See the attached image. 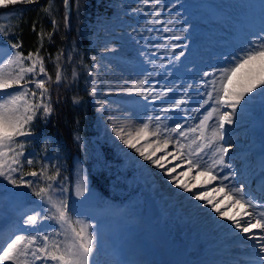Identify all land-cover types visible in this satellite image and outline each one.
<instances>
[{
	"label": "rangeland",
	"instance_id": "1",
	"mask_svg": "<svg viewBox=\"0 0 264 264\" xmlns=\"http://www.w3.org/2000/svg\"><path fill=\"white\" fill-rule=\"evenodd\" d=\"M94 1L98 5L103 2V8L95 7L91 13L88 12L79 30L80 35L89 41L88 49L67 48L60 68L62 80L88 95L83 99L73 97L79 102L74 103L73 98L71 102L77 108L92 105L94 116L89 123L96 138L86 139L77 134L82 154L76 159L71 177L66 178L59 176L62 161L59 164V161H52L49 153L34 162L32 135L17 138L18 143L23 141L25 154L21 157V171L13 173V177L17 181L23 177L33 183L31 186L14 185L0 177V242L6 247L17 235L38 238L51 235L58 241L65 239L61 233L67 225L46 219L51 214V204L47 200L40 208L28 205V201L33 199V192L47 187L49 181L46 177L56 174L57 179L51 182L55 189L50 193L52 199L66 201L72 227L78 229L79 222L93 226L90 231L95 234L96 244L89 264H173L175 261L178 264H261L264 253L254 246V241L233 244L230 251L237 253L240 261L217 262L221 254L218 249L224 243H218L217 235H211L210 223L194 216L190 207L186 209L189 214L183 211L181 205L184 201L178 202L175 194L168 192L178 185L172 183L171 178L164 177L162 169L124 144L116 135V130L123 129L126 139L131 133L133 142L146 155H152L156 151L155 146H163L160 155H170L169 158L177 156L178 160L172 166H183L181 173H185L177 177L179 181L185 177H189L190 180L186 179L188 183L210 179L204 169L220 158L219 153L214 155L215 147L228 148L231 145L232 148H228L231 151L244 152L238 157L239 173L258 172L255 165L259 161H256L255 151L259 147L264 148V94L259 89L248 94L246 100L237 106L233 123L225 124L224 135H229L230 146L223 145V139L219 138L212 141L213 146H209L213 129L218 124V114L207 122L203 141L198 139L200 129L197 126L213 108L219 107L221 113L231 111L227 106L213 102L214 88L219 87L223 69L234 67L239 57L254 49L261 50L264 45V0ZM22 4L18 2L0 13V64L12 55L9 41L17 43L14 31L23 12ZM52 6L53 2L50 11ZM5 7L0 6V9ZM68 12L70 17L71 10L68 9ZM259 63L254 62L257 67ZM27 66H30V61L25 62ZM36 71H39L38 67ZM205 73L208 75L205 76ZM242 76L243 70L233 77L232 84L225 80V87L232 90ZM25 79L31 81L32 74H26ZM141 80L142 85L128 91ZM27 86L36 92V97L29 94V98L33 102L38 101L39 92L35 85L29 82ZM93 86L95 95H90ZM19 88V85H14L6 91L12 93ZM161 92L166 94L161 96ZM209 92H213L212 99L208 98ZM221 95H224L223 92ZM181 99L183 103L179 108H169ZM205 100L209 102L205 104ZM48 116L45 117L41 109L37 111L36 118L46 119ZM146 122L149 123V131H157L159 125L160 135L144 139L137 137V130ZM177 124L181 125L180 130L186 132L185 137L170 132ZM189 128H197V131L187 132ZM166 137L171 140L167 148L164 147ZM201 143L205 147L197 153ZM181 145L184 146L182 149ZM106 148L111 156L103 152ZM181 151L183 158L179 156ZM246 151H250L249 156ZM63 158L65 161L66 156ZM29 159L33 160V164L27 163ZM189 160H198L200 171L189 169ZM224 165L235 169V165L229 164L227 159H224ZM224 165L212 168V174L217 179L203 189L199 188L196 193L214 190L217 195H214L213 204H219L220 211L232 216V210L241 204H235L226 197L227 189L220 192L221 185L241 189L239 195L245 200L251 199L243 191L246 186L243 179L238 178V170H234L237 187L233 188L234 177ZM44 166H47L44 176L25 175L32 171L40 172ZM92 174L100 184L94 190L91 188ZM221 177L228 179L222 180ZM81 190L83 194L78 195ZM212 194L207 199H211ZM147 197L153 199L161 212L156 220L145 217L144 202ZM252 205V209L246 207L245 211L256 213L251 219L255 223L260 218L259 213L264 212V198ZM51 210L54 212V209ZM36 213L42 218L38 224L25 225L27 216ZM210 216L224 224L229 222L215 211ZM253 234L259 235L257 232ZM233 238L225 241L230 243ZM42 246V243L33 245ZM35 264L42 262L36 261ZM43 264L52 262L49 259Z\"/></svg>",
	"mask_w": 264,
	"mask_h": 264
},
{
	"label": "snow or ice",
	"instance_id": "2",
	"mask_svg": "<svg viewBox=\"0 0 264 264\" xmlns=\"http://www.w3.org/2000/svg\"><path fill=\"white\" fill-rule=\"evenodd\" d=\"M18 2L36 3L38 0H0V6H7L9 4L15 5ZM63 2L65 6L64 22L65 26H67L69 19V0H63ZM50 8L51 0H49V6L44 8L43 11L50 14ZM155 14L156 13H154V15ZM52 25L53 31H55L57 26V21L55 19L52 20ZM33 30H35V25H33ZM4 35L6 36L7 33H4ZM47 37L51 40L52 32L47 33ZM9 44L12 50V55L0 64V177H3L14 185L22 184L31 186L33 183L31 180H24L23 177H21V179L17 181L13 177V173L21 171V157L25 154V145L23 141L18 143L17 138H27L32 135L31 124L36 118L38 110L42 109V114L45 117L53 111L51 102L48 99V82L42 78L43 76H47L48 73L45 68L44 58L40 55L39 47L35 52L29 51L28 55L25 56L19 51L22 46L20 42L11 43V41H9ZM42 44L43 36L41 35V46ZM102 51H107V49H102ZM180 55H183V53ZM59 58L60 54L57 56L58 61ZM177 59H179V57H177ZM93 60H95V57H93ZM26 61H30V66L25 67ZM256 61L260 62L258 67L254 64ZM37 67L39 69L38 72L36 71ZM242 70L243 76L237 80L233 89L229 90L226 88L225 80L227 83L232 84L233 77H236ZM26 74H32L33 79L27 81L25 79ZM73 75H75V73ZM207 75L208 73H205V76ZM55 79L57 83L62 79V71L59 63L57 64ZM29 82L33 83L36 90L39 92V100L36 102H33V100L29 98V94H31V97H36V92L29 89L27 86ZM142 84L143 80L138 81L136 84H133L128 91H134L137 89L138 85ZM14 85H19L20 88L15 89L12 93L6 91L13 88ZM257 89L264 94V45L261 46V50L254 49L246 55L239 57L235 62L234 67L222 70L219 87L214 88L215 99L213 102L222 106H227L231 111L221 113L220 108L216 107L207 112L197 126V128L200 129V137H198V139L201 141L204 140V129L208 126L207 122L213 117V115L217 114L218 124L213 129L212 138L209 140V146H213L212 141L217 138L223 139L225 124L230 125L233 123V115L237 110V106L241 104V101L246 100L248 94H253ZM221 92H223V96L221 95ZM89 94L95 95V86H93ZM165 94V92L160 93L161 96H164ZM208 98H213V92L208 93ZM73 102L78 103V98H73ZM208 102L209 100L204 101L205 104ZM181 103H183V99L171 104L169 108H179ZM163 111H168V109H164ZM197 128H189L187 129V132L194 133L197 131ZM180 129L181 125L177 124L176 127L170 129V132L178 133L180 137H185L186 132ZM122 131L123 129H117L116 135L124 144L130 148H134L144 160L151 162L158 168H164V164L161 163V160L152 158L154 153L152 155H146L145 151L140 147H137V144L133 142L131 133H129V138L126 139L122 134ZM158 135H160L159 125H157V131H149V123L147 122L142 124L136 132V136L140 139H144L148 136L155 137ZM170 142L171 140L166 137L164 147L167 148ZM183 147L184 146L181 145V149ZM204 147L205 145L201 143L196 149V152H201ZM227 152V148L215 147L214 155L219 153L220 158L214 160L212 165H209L204 169V173L210 177V179L204 181L205 184L217 179V176L212 174V168L216 165H224V155H226ZM179 156L183 158V151L179 153ZM176 158V156H173V159ZM27 163L31 165L33 164V160L29 159ZM224 166L226 167L227 165ZM188 167L189 169L194 168L197 169V171H200L201 165L198 160H189ZM173 171L174 169L168 168L166 170V175H170ZM46 172L47 166H44L40 172L32 171L25 175L37 177L44 176ZM184 174L185 173H181V175ZM46 179L49 181L47 187L40 188L39 191L35 192V195L41 200H47V202L51 204V209H54V212L50 209L51 214L46 217V219H52L61 225H67L63 233H61L64 235L65 239L63 241H58L51 235H44L42 238L17 235L10 243H7L6 247H4L3 242H0V264H6V262H11V264H35L36 261H41L43 264L44 261L49 259L52 264H89V258L93 253L96 244L95 234L90 231L93 226L88 223L79 222L78 229L72 227L66 201H55L50 194L55 191L51 182L57 179L56 174L47 176ZM221 179L227 180L228 177H221ZM171 181L172 183L177 184L179 188L191 192L193 186L188 183L180 182L177 180L176 176H171ZM219 191L226 192V197L229 200H233L235 204H241L243 207L249 209L253 208L251 200H245L242 195H239L241 189H229L228 185L223 184L219 188ZM77 194L82 195L83 191H78ZM193 195L197 200H205L221 218H227L231 221V224L235 229L239 230L240 233L247 234L246 239L248 241H254V246H258L260 253H264V212L259 213L260 218H258L255 223H251L252 217L256 215L253 211L245 212L244 216L241 218L229 216L226 212L220 211V205L213 204L212 200L207 199V196L203 192L193 193ZM41 219L40 214L36 213L27 216L24 223L25 225L35 226ZM244 224H248L249 226L245 227L243 226ZM253 229L260 230V234H253ZM38 243H42L43 246L33 247V245ZM261 264H264V257H261Z\"/></svg>",
	"mask_w": 264,
	"mask_h": 264
},
{
	"label": "trees",
	"instance_id": "3",
	"mask_svg": "<svg viewBox=\"0 0 264 264\" xmlns=\"http://www.w3.org/2000/svg\"><path fill=\"white\" fill-rule=\"evenodd\" d=\"M71 16L68 24L65 26L64 13L65 6L63 0H51L53 2L50 14L43 11L44 7L49 5V0H38L36 3H25L22 5L23 12L19 18L15 36L21 43V52L28 55V52H35L40 48V54L44 58L45 68L48 73L43 76L48 83V95L53 111L44 119L36 118L32 124L35 134L34 143H38L41 148L40 153L48 150L55 153L58 161L64 160V174H69V167L72 165V155L78 153V144L75 140L77 133L87 136L91 134V125L89 121L94 116V109L89 104L85 108H77L71 102V98L86 97L81 93L79 88H73L67 81L62 80L57 83L55 65H62L65 50L69 47L86 50L89 41L80 35V25L83 17L92 10L103 7L96 4L94 0H70ZM91 11V12H90ZM91 15V14H89ZM57 21L55 31H53L52 20ZM35 25V30H33ZM52 32L51 40L48 39L47 33ZM41 35L43 44L41 46ZM60 54L59 61L57 56ZM63 167V165H62ZM93 186L96 182H92Z\"/></svg>",
	"mask_w": 264,
	"mask_h": 264
},
{
	"label": "bare ground",
	"instance_id": "4",
	"mask_svg": "<svg viewBox=\"0 0 264 264\" xmlns=\"http://www.w3.org/2000/svg\"><path fill=\"white\" fill-rule=\"evenodd\" d=\"M226 130H228V128H226ZM236 134L237 133H235L234 135H236ZM125 137H126V135H125ZM155 147H156V151L153 152L154 155H152V158L156 159V160H161V163L164 164V168L162 169V172L164 173V177L171 178V176L174 175V176L179 178V176L181 175V172L183 171V169H182L183 166H177V165L172 166V164H174L178 160V157L176 156L177 158L173 159V157L169 158L170 155L162 156V155H160V153H161V151L164 150L163 146H155ZM263 149L264 148L259 147L258 149H256L257 151H255L256 152L255 155L259 156V159L261 158V162L259 163L260 171L264 170V150ZM243 153L244 152H242V151L238 152V151H235L234 149L232 151H231V149H228V152H227L226 157H225V160L227 159L229 161V164L235 165V169H233L231 167V165H227L229 173L234 177L235 186H233V188L237 187V179L235 177V171L234 170H238L237 176L241 180L244 178V176H248V174H249V173H246V174H242V173L240 174L239 173L240 166L238 165V157L240 154H243ZM249 154H250V151H248L246 153L247 156H249ZM161 158H163V159H161ZM168 168L174 169V171L170 175H166V170ZM159 169H161V168H159ZM186 179L190 180L189 177H185V178L181 179L180 182H183L185 180V183H188L187 182L188 180L186 181ZM256 179H255V181H257ZM205 180H206V178H203L199 182H196V181L192 182L191 181L190 183H188L189 185L193 186L191 189V192L184 190L182 193V189L179 187H177L173 191L168 190V192L169 193L173 192L175 194V196L177 197L176 200L178 202L184 201V203L182 202L183 205H181L183 208V211L188 213V210H186V209L190 207V208H192L191 210H192V214H194V216L200 217L202 220L208 221L210 223L211 228L209 231H210L211 235H217L216 240L218 241V243H222V242L224 243V245L222 244L221 247H219V249H218V252H220L221 254L219 255V258L217 259V262L223 261L225 263H228L229 261H237V260H239L237 257V253H235L234 251H230L232 249L233 244L234 243L235 244H240V243L245 244V243L251 242V241H248L246 239L247 234H242L239 232V230L235 229L234 226L231 224V221L224 224L220 221H215V218L211 219L210 214L214 210L211 209L210 205L202 204V202H204L205 200L195 199L193 193H196V191H198L199 188L203 189L204 186L207 185L204 183ZM231 185H233L232 182H231ZM211 191H213V194ZM211 191H207V192L204 191L203 193L207 196V198H208V196H210L212 194V198L210 200H212V202H214L213 201L214 195H217V194L216 193L214 194V190L211 189ZM200 192H202V191H200ZM246 195H247V193H246ZM262 196L264 197V194L260 195L259 198L261 200L263 199ZM251 202L253 204L254 199H252ZM246 209H247L246 207H243L242 205H240L237 207V209L235 208L232 210V213H233L232 216H235L237 218H241L244 216ZM209 216H210V218H209ZM206 217H208L209 219ZM200 223H202V222L200 221ZM251 223H252V221H251ZM228 225H230V226L228 227ZM243 226L247 227L249 225L244 224ZM253 232H257L260 234V230H258V229H253L252 233ZM219 233H220V235H219ZM229 237H234L233 241L230 243L225 241Z\"/></svg>",
	"mask_w": 264,
	"mask_h": 264
},
{
	"label": "water",
	"instance_id": "5",
	"mask_svg": "<svg viewBox=\"0 0 264 264\" xmlns=\"http://www.w3.org/2000/svg\"><path fill=\"white\" fill-rule=\"evenodd\" d=\"M146 216L150 218H157L159 216V211L151 198L146 200Z\"/></svg>",
	"mask_w": 264,
	"mask_h": 264
}]
</instances>
